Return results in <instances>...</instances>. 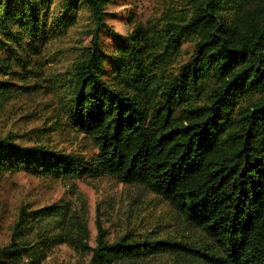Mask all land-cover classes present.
Listing matches in <instances>:
<instances>
[{"label": "trees", "instance_id": "1", "mask_svg": "<svg viewBox=\"0 0 264 264\" xmlns=\"http://www.w3.org/2000/svg\"><path fill=\"white\" fill-rule=\"evenodd\" d=\"M113 3L0 0V100L30 94L48 73V44L87 14L75 58L51 84L70 127L97 150L87 160L0 135V176L109 175L158 196L199 233L187 242L125 232L108 242L100 231L92 248L78 241L88 264H160L166 255L161 264H264V0H172L124 35L104 21ZM184 42L192 50L181 59ZM48 209H20L0 264L45 257L22 236Z\"/></svg>", "mask_w": 264, "mask_h": 264}, {"label": "rangeland", "instance_id": "2", "mask_svg": "<svg viewBox=\"0 0 264 264\" xmlns=\"http://www.w3.org/2000/svg\"><path fill=\"white\" fill-rule=\"evenodd\" d=\"M170 3L172 0H115L104 21L124 35L138 24L144 27L156 21ZM87 28L90 23L85 13L64 36L48 44L42 57L43 72L48 73L30 94L0 100V135L11 134L23 146L44 145L87 160L94 157V144L70 127L58 107L59 87L51 84V78L63 75L75 58V48ZM99 41L107 49L115 42L104 32ZM191 50L192 44L184 42L179 57L185 59ZM32 80L25 81L32 84ZM46 207L47 214L32 222V229L22 236L30 244L42 245L46 255L38 264H88L90 252L80 248L78 241L92 248L100 231L108 242L125 232L187 242L199 237L165 201L141 186L124 185L109 175L55 180L17 171L0 176V247L14 236L12 228L21 208ZM159 259L160 264L165 263L169 256Z\"/></svg>", "mask_w": 264, "mask_h": 264}]
</instances>
